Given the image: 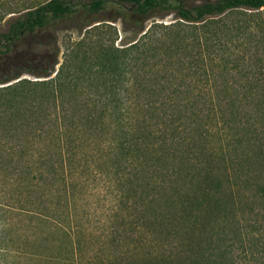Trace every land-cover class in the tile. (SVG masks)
I'll use <instances>...</instances> for the list:
<instances>
[{
	"label": "trees",
	"instance_id": "1",
	"mask_svg": "<svg viewBox=\"0 0 264 264\" xmlns=\"http://www.w3.org/2000/svg\"><path fill=\"white\" fill-rule=\"evenodd\" d=\"M262 9L264 0H44L11 16L0 31V172L11 189H21L20 212L59 233L65 241L61 247L73 253V264L85 227L71 220L86 191L87 174L103 179L112 204L99 225L103 239L116 245L127 231L140 233L147 223L154 233L167 230L174 238L166 245L178 249L165 257L166 264L198 263L202 247L195 243L182 250L185 237L198 233L215 214H235L237 206L264 197V186L241 188L237 181L249 176L230 171L226 153L221 150L218 156L205 143L211 127L202 122L198 105H214L212 94L187 88L208 75L196 62L204 51L183 54L190 31L159 37L160 29L191 30L232 11ZM169 14L176 21L158 22ZM78 20L86 25L120 20L123 31L134 36L121 48L83 37L66 48L53 76L49 51L27 50L23 44H39L27 36ZM220 43L214 55L222 52ZM258 44L264 52V29ZM204 48L208 51L207 42ZM255 96L243 100L251 105ZM246 134L233 132L232 142L240 143ZM246 141L253 143L252 138ZM252 211L261 214L260 207ZM165 221L176 225L168 227ZM132 244L142 246L137 238ZM160 262L154 257L153 264Z\"/></svg>",
	"mask_w": 264,
	"mask_h": 264
},
{
	"label": "rangeland",
	"instance_id": "2",
	"mask_svg": "<svg viewBox=\"0 0 264 264\" xmlns=\"http://www.w3.org/2000/svg\"><path fill=\"white\" fill-rule=\"evenodd\" d=\"M42 1L44 0H0V31L6 30L11 16ZM190 1L201 3L208 0ZM174 21L176 19L173 14L158 19V22L163 24ZM150 24L151 21H148L146 26ZM95 25L99 26L96 28ZM195 27L191 30L177 27L160 29L159 37L166 40L175 32L190 31L189 38L185 40V43H189V49L182 52L187 54L203 50L202 57L196 62L208 75H200L197 83H190L187 88L192 90L194 87L202 94H212L214 103L198 105V110L203 113L202 122L211 127L205 143L214 147L218 156L222 155L221 150L226 153V163L230 171L239 169L249 176V180L237 181L241 188L264 186V52L258 44L264 29V9L254 13L246 10L232 11L208 19L204 26L198 24ZM47 30V45L35 44L28 47L24 42L23 47L27 50H48L54 62L53 76L58 72L66 48L83 37L96 41L95 44H114L115 47L121 48L128 45L134 36L133 33L123 31L120 20L99 21L91 25H86L81 20L70 21ZM198 36L199 42L196 39ZM227 37L234 39L230 41ZM220 41L224 45L221 46L222 52L214 55L212 52L218 50L215 44ZM206 42L208 51L204 48ZM226 65L230 68L229 71L224 70ZM212 69H215L213 73ZM25 77L35 79L27 75ZM250 94L256 95L255 101L250 102L251 105L243 100ZM206 98L209 96L206 95ZM204 115L206 117L203 120ZM239 129L242 133L247 132L246 138L242 137L240 143L232 142L231 134ZM249 138L253 139L252 144L246 141ZM228 150H231L229 154ZM246 152L249 153L242 158ZM85 178L86 191L78 204V210L84 213L80 214L77 210L71 220L73 225L82 224L85 227L76 264H153L156 256L162 260L159 264H166L165 257L174 255L178 249L166 245L174 238L167 230L162 234L154 233L147 223L141 226L140 233L132 234L127 231V234L119 239L122 245L111 244V240L103 239L106 235H101L104 231L99 225L106 220L112 207L109 193L103 179L98 175L87 174ZM149 190L146 187V192ZM18 192L20 193L21 189H11L6 173L0 172V204L4 206H0V264H73V253L61 247L65 241L61 240L59 233L45 229L42 221L35 219L33 215L20 212L22 198ZM9 205L14 207L11 209ZM254 207L261 208L260 215L254 214ZM175 223L165 221L168 227H174ZM181 224L177 226L180 227ZM75 237L74 235L73 238ZM136 238L141 240V247H133V239ZM162 243L165 246H158ZM184 243L185 246L180 247L182 250L200 243L202 249L197 253L196 264H216L215 261L218 264H264V197L252 205L237 206L235 214L232 211L215 214L203 222L198 233L185 237ZM124 244L130 247H125ZM128 249L131 250L127 252ZM35 253L37 256L33 255ZM44 254L48 255V258L45 259L47 256Z\"/></svg>",
	"mask_w": 264,
	"mask_h": 264
},
{
	"label": "built area",
	"instance_id": "3",
	"mask_svg": "<svg viewBox=\"0 0 264 264\" xmlns=\"http://www.w3.org/2000/svg\"><path fill=\"white\" fill-rule=\"evenodd\" d=\"M27 38L29 42L36 41L39 44H46V41L49 38V32L44 31L38 34L37 36H27Z\"/></svg>",
	"mask_w": 264,
	"mask_h": 264
}]
</instances>
